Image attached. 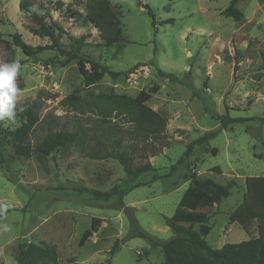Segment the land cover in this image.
<instances>
[{"label":"rangeland","instance_id":"374dc122","mask_svg":"<svg viewBox=\"0 0 264 264\" xmlns=\"http://www.w3.org/2000/svg\"><path fill=\"white\" fill-rule=\"evenodd\" d=\"M39 1L47 9L41 10L45 21L61 28L56 32L63 46L69 36H83V56L122 74H106L86 86L77 60L66 62L50 49L24 54L13 43L14 33L32 46L50 40L33 15L20 11V0H0V63L19 61L17 107L35 102L43 119L23 143L11 141L21 125L19 110L17 123L0 121V209H10L0 219V264H17L20 242L55 243L57 264L105 263L116 239L119 249L112 264H159L164 260L161 245L172 236L165 218L174 213L193 173L220 184L237 181L228 197L203 209L211 226L208 243L220 248L246 240L247 233L238 223L229 224L228 217L242 200L245 177L264 175V79L259 76L264 71V0H238L243 13L238 21L222 14L230 0H109L124 37L111 46L102 44L84 0ZM145 3L154 12L153 25ZM158 69L180 78L190 70L205 107L190 89L160 76ZM153 83L160 90L147 105L167 116L170 146L149 158L152 170L128 177L116 159H94L74 146L47 155L36 152L49 127L71 130L78 122L92 143L106 126L63 102L74 90L90 101L100 93L135 96ZM213 114L243 120L220 129ZM212 131H217L214 137L184 155L190 142ZM82 188H116L125 195L101 200ZM93 216L103 219L100 227L80 246ZM140 231L147 238L134 237Z\"/></svg>","mask_w":264,"mask_h":264},{"label":"trees","instance_id":"16d2710c","mask_svg":"<svg viewBox=\"0 0 264 264\" xmlns=\"http://www.w3.org/2000/svg\"><path fill=\"white\" fill-rule=\"evenodd\" d=\"M237 1L230 0L228 6L222 10L224 16L236 21L243 17V13L236 7ZM83 2L87 17L98 29L103 45L111 46L124 39L115 8L109 0H84ZM144 7L147 8L153 25L154 12L148 4L145 3ZM33 8L36 10L33 11ZM19 9L33 15L50 40L48 44L32 46L27 44L19 33H14L13 43L24 54L32 56L50 49L63 55L66 62L77 60L79 73L86 86L92 85L106 74L112 78L122 74L121 71L113 70L100 61L83 56L81 54L85 44L83 36H69L67 45L63 46L56 32L61 28L55 22L48 24L45 21L41 10L47 11V9L39 0H20ZM240 56V52L237 51L238 61ZM135 66L127 72H131ZM158 72L160 76L179 82L190 89L192 95L197 96L205 107V98L194 86L190 70L182 78L161 69H158ZM259 76L264 79V71ZM205 85L206 82H204ZM159 90L160 85L153 83L142 88L135 96L100 93L90 101L80 99L76 95L78 91L74 90L63 99V102H68L73 107L72 110L77 113L88 112L95 115L106 126L99 135H95V141L92 143L89 141L91 136H88L86 129L78 122L71 130H52L49 127L43 140L36 146V152L47 155L59 148L74 146L80 153L94 159H116L128 177H136L152 170L153 166L149 158L160 154L163 148L170 146V137L166 130L167 116L147 105V101ZM17 109H23L19 111L22 117L21 125L11 133V141L23 143L29 132L43 119L39 117L40 106L35 102L22 104ZM216 118L220 121V129L243 120L240 117L233 118L227 115H217ZM216 134L217 131H212L190 142L184 155H189L195 144H203ZM180 161L181 158L178 162ZM214 170L219 168L214 167ZM137 186L139 184L134 185V187ZM236 186L237 181L234 179L220 184L211 178H199L195 173L192 174L174 213L165 218V224L170 228L172 236L161 245L164 260L159 264H264V175L245 177L242 200L228 217L229 224L238 223L249 236L248 239L237 244H224L220 248H213L206 240L211 226L208 224L209 216L203 209L221 202ZM82 189L101 200H108L115 194L120 197L125 195L124 191L116 188L111 191ZM9 210L0 209V219ZM102 220L101 217H92L90 227L85 229L80 237V246L98 231ZM196 224H198L197 228L194 227ZM253 230L256 231V235L252 234ZM134 237L147 238V234L140 231ZM118 249L119 241L116 239L108 251L109 260L105 263L93 264H112L111 257ZM58 258L57 246L52 242H20L15 255L17 264H57Z\"/></svg>","mask_w":264,"mask_h":264},{"label":"clouds","instance_id":"9594fccd","mask_svg":"<svg viewBox=\"0 0 264 264\" xmlns=\"http://www.w3.org/2000/svg\"><path fill=\"white\" fill-rule=\"evenodd\" d=\"M36 9L33 8V11ZM18 60L0 63V121L17 123L19 89L16 84L21 71ZM23 109H19L22 111Z\"/></svg>","mask_w":264,"mask_h":264},{"label":"water","instance_id":"95a60500","mask_svg":"<svg viewBox=\"0 0 264 264\" xmlns=\"http://www.w3.org/2000/svg\"><path fill=\"white\" fill-rule=\"evenodd\" d=\"M138 4H141V1H139Z\"/></svg>","mask_w":264,"mask_h":264},{"label":"crops","instance_id":"0c3cea01","mask_svg":"<svg viewBox=\"0 0 264 264\" xmlns=\"http://www.w3.org/2000/svg\"><path fill=\"white\" fill-rule=\"evenodd\" d=\"M246 239H248V237Z\"/></svg>","mask_w":264,"mask_h":264}]
</instances>
